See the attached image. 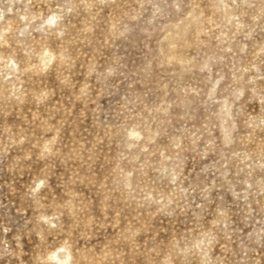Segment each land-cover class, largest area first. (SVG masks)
Here are the masks:
<instances>
[{
    "label": "clouds",
    "instance_id": "obj_1",
    "mask_svg": "<svg viewBox=\"0 0 264 264\" xmlns=\"http://www.w3.org/2000/svg\"><path fill=\"white\" fill-rule=\"evenodd\" d=\"M0 264H264V0H0Z\"/></svg>",
    "mask_w": 264,
    "mask_h": 264
}]
</instances>
